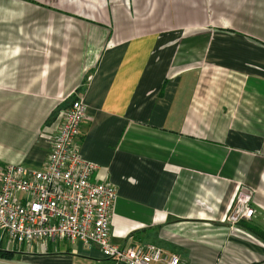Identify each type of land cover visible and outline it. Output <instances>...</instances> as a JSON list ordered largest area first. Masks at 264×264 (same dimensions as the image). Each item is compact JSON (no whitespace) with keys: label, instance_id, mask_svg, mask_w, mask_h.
<instances>
[{"label":"crops","instance_id":"obj_1","mask_svg":"<svg viewBox=\"0 0 264 264\" xmlns=\"http://www.w3.org/2000/svg\"><path fill=\"white\" fill-rule=\"evenodd\" d=\"M75 98L115 243L264 264V0H0V172L43 167ZM247 190L253 215L228 221Z\"/></svg>","mask_w":264,"mask_h":264},{"label":"built area","instance_id":"obj_2","mask_svg":"<svg viewBox=\"0 0 264 264\" xmlns=\"http://www.w3.org/2000/svg\"><path fill=\"white\" fill-rule=\"evenodd\" d=\"M86 105L75 98L61 113L41 168L6 164L0 172V249L23 251L34 243L46 251L49 241L94 246L120 264H180L175 253L147 244L121 245L110 235L116 191L109 182L91 180L97 165L79 146ZM251 192L240 191L227 220L249 219Z\"/></svg>","mask_w":264,"mask_h":264},{"label":"rangeland","instance_id":"obj_3","mask_svg":"<svg viewBox=\"0 0 264 264\" xmlns=\"http://www.w3.org/2000/svg\"><path fill=\"white\" fill-rule=\"evenodd\" d=\"M63 244V245H62ZM58 245V241H54L51 245V251H48V255L36 256L29 254H20L15 252L14 257L10 260L12 264H42L43 262H51L49 264H113L103 258L90 257L88 253L82 250V247L78 243L71 244L66 241ZM69 248L70 250L74 249L73 252L60 251L62 248ZM72 248V249H71ZM23 249L26 251L27 247L23 246ZM37 250L36 244L30 246V250ZM40 253H43V246H38ZM59 249V251H58ZM28 251V250H27Z\"/></svg>","mask_w":264,"mask_h":264},{"label":"trees","instance_id":"obj_4","mask_svg":"<svg viewBox=\"0 0 264 264\" xmlns=\"http://www.w3.org/2000/svg\"><path fill=\"white\" fill-rule=\"evenodd\" d=\"M252 231V233L257 236L259 238V240L261 239L262 241H264V232L261 230H257V229H250ZM15 252L12 250H3L0 249V264H12L10 263V260L14 257Z\"/></svg>","mask_w":264,"mask_h":264}]
</instances>
